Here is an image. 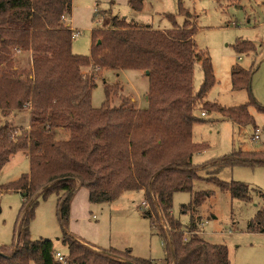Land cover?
Wrapping results in <instances>:
<instances>
[{
    "label": "trees",
    "instance_id": "obj_1",
    "mask_svg": "<svg viewBox=\"0 0 264 264\" xmlns=\"http://www.w3.org/2000/svg\"><path fill=\"white\" fill-rule=\"evenodd\" d=\"M128 4L135 11L144 9V0H128ZM71 12L72 0H0V172L20 150L27 151L30 160L29 173L2 186L23 192L25 202L15 240L0 246V264H62L55 259L51 239H33L30 233L36 196L46 198L51 193L59 195L57 215L64 228L62 243L68 247L67 264H161L134 256L131 249H97L68 232L71 202L79 187L88 189L94 203L110 202L124 191L144 190L150 206L145 216L157 222L160 212L169 228L160 226L167 251L163 264H231L227 245L213 244L196 233L187 241L182 233L177 235L182 226L171 209L176 192H193V181L199 177L193 156L207 147L193 141L195 109L219 112L240 126L255 124L249 106L264 114V106L252 94V67L237 64L231 73L232 87L246 89L249 101L223 106L206 99L216 83L212 61L207 52L197 51L195 19L181 1L178 13L187 19L179 26L176 14L164 13L174 24L168 29L114 16L111 26L92 30L90 55L72 50ZM235 47L239 53L257 50L247 39H238ZM14 51L30 54V69L15 65ZM197 61L203 82L195 91ZM105 69L143 71L149 80L148 106L134 107L126 96L114 106V86L108 85L102 105L94 107L92 91ZM25 108L31 114L29 128L1 124L5 115ZM61 129L69 132L67 140L56 138L55 131ZM205 166H264V150H235ZM210 179L233 198H251V188L243 182ZM208 195L195 192L189 208L201 205ZM260 218L249 224V231L264 233ZM189 229L198 231L194 219Z\"/></svg>",
    "mask_w": 264,
    "mask_h": 264
},
{
    "label": "rangeland",
    "instance_id": "obj_2",
    "mask_svg": "<svg viewBox=\"0 0 264 264\" xmlns=\"http://www.w3.org/2000/svg\"><path fill=\"white\" fill-rule=\"evenodd\" d=\"M179 1L195 19L197 31L193 39L197 51L207 52L212 61L216 83L206 99L223 106H237L249 101L246 89L236 90L232 87V67L238 64L247 69L252 67V94L264 106V0H144L142 11H135L128 0H72V12L68 18L74 32L78 33L73 38L72 50L77 54L90 55L92 30L111 26L114 16L126 17L142 26L149 24L157 29H168L174 24L163 14L173 13L180 26L187 16L178 13ZM238 39L254 42L257 51L254 54L237 52L235 43ZM13 58L17 67L30 69L29 53L14 51ZM102 71L92 91L94 107H100L105 100V85L101 75L108 85L114 86V106H120L121 96L128 95L135 97L140 107L148 106L146 93L149 80L143 71L124 70L118 72L119 75L112 69ZM202 82L201 63L197 61L193 77L195 91L201 88ZM129 98L132 102V97ZM137 104L131 103L139 108ZM249 111L255 124L240 126L223 118L219 112L207 111L202 116L201 106L195 109L198 121L193 124V141L206 144L207 147L193 156V163L199 167V177L193 181V192H176L171 209L174 218L182 226L177 230V235L183 234L185 230L190 231L189 226L194 219L197 230L204 232L199 235L213 244L227 245L231 264H264V233L248 230L249 224L259 216L264 220V166L217 168L206 167L205 163L239 149L264 150V114L253 105L249 106ZM7 123L15 128H29L30 110L25 108L5 115L1 124ZM257 130L260 138L251 141ZM56 138L67 140L69 132L66 131L61 137L56 133ZM29 171L28 152L20 150L0 172V246L10 245L15 240L17 219L25 202L23 192L2 190V186ZM213 176L226 182L240 181L247 184L251 188V198L248 201L233 198L229 190L219 188L210 179ZM78 190L68 232L77 238H85L89 245L97 244L100 249H131L134 256L150 258L163 264L167 251L166 241L161 235V224L166 231L169 228L167 225L165 227L166 222L164 224L160 212L157 222L155 217L145 216L146 208L142 207L146 200L144 190L124 191L114 200L103 203L91 202L87 188L79 187ZM199 191H207L209 195L201 205L190 209L194 193ZM36 197L38 204L30 223L31 237L51 239L57 251L68 255V247L62 243L64 228L57 215L59 195L51 193L46 198L41 195ZM183 206H187L185 211ZM152 221H155L156 226ZM201 222L205 223L203 227ZM109 255L120 258L116 253Z\"/></svg>",
    "mask_w": 264,
    "mask_h": 264
},
{
    "label": "built area",
    "instance_id": "obj_3",
    "mask_svg": "<svg viewBox=\"0 0 264 264\" xmlns=\"http://www.w3.org/2000/svg\"><path fill=\"white\" fill-rule=\"evenodd\" d=\"M75 36H78V33H74V37ZM202 115L205 116L206 113L205 112H202ZM260 138L259 134H258V130L253 134L252 138H251V141H256ZM142 207L143 208H146L148 209L150 206L149 204L146 202V201H143L142 203ZM204 222H201V226L203 227L204 226ZM203 230H198V231H183V235H184V241H187L189 239V236L192 235V234H200V233H204L202 232ZM55 259L60 261L62 264H67V257L65 254L61 253L60 251H56L55 252Z\"/></svg>",
    "mask_w": 264,
    "mask_h": 264
},
{
    "label": "crops",
    "instance_id": "obj_4",
    "mask_svg": "<svg viewBox=\"0 0 264 264\" xmlns=\"http://www.w3.org/2000/svg\"><path fill=\"white\" fill-rule=\"evenodd\" d=\"M69 24L71 25V23H70V20H69ZM138 24H140V23H138ZM145 25H147V24H145ZM71 28H73V26L71 25ZM74 29V28H73ZM257 51V50H256ZM254 52L255 51H250V52H245V53H252V54H254ZM240 59H241V57H240ZM233 68V67H232ZM103 71H105V70H103ZM103 71H102V73H103ZM114 71V70H113ZM124 71V70H123ZM121 72V71H120ZM118 75H119V73H118ZM101 79L104 81V85L106 86V84L108 85L109 83L107 82V81H105V78H103L102 77V75H101ZM120 84V83H119ZM120 86V85H119ZM120 89L123 91V89L120 87ZM119 95H120V93H119ZM128 97H132V103H134V104H137V101H136V99H135V97H133V96H131V95H128ZM137 106L139 107V108H143V107H140V105H138L137 104ZM56 133H57V136H58V134L60 135V137H61V135L63 134V135H65L66 134V131H55V135H56ZM254 150V149H253ZM255 151H260V150H255ZM78 192H79V190L77 191V193L75 194V196H74V198H73V200H72V202H71V214H70V219L72 218V216H73V212H74V208H75V203L77 202V196H78ZM78 239H80L81 241H83V242H87V241H85L86 239L85 238H78ZM87 244H89V243H87ZM91 246H93V247H95V248H97V249H99V247L97 246V244H95V245H92V244H90ZM102 249H104V247L102 248Z\"/></svg>",
    "mask_w": 264,
    "mask_h": 264
},
{
    "label": "water",
    "instance_id": "obj_5",
    "mask_svg": "<svg viewBox=\"0 0 264 264\" xmlns=\"http://www.w3.org/2000/svg\"><path fill=\"white\" fill-rule=\"evenodd\" d=\"M147 73H148V71H147Z\"/></svg>",
    "mask_w": 264,
    "mask_h": 264
}]
</instances>
